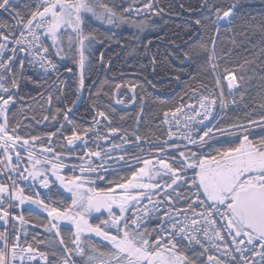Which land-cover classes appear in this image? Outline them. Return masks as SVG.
<instances>
[{
    "label": "trees",
    "instance_id": "trees-1",
    "mask_svg": "<svg viewBox=\"0 0 264 264\" xmlns=\"http://www.w3.org/2000/svg\"><path fill=\"white\" fill-rule=\"evenodd\" d=\"M100 2L118 19L134 26L111 29L89 18L83 22L84 34L94 37L99 46L97 52L87 58L82 83L75 66L62 63L59 77L46 78L27 69L26 65L22 70L18 61L11 74H7V83L11 88L12 84L18 86V95L2 125L4 133L13 138L18 136L21 143L47 156L72 159L75 170L53 171L72 180L86 177V173H81L83 166L78 163L92 160L94 149L86 151L80 146L68 151L65 140L86 137L91 122L103 115L110 131L124 138L129 148L136 149L125 153L129 164L138 162L140 166L146 161L159 171L175 173L157 178L152 193L137 205L159 199L180 212L191 213L192 198L187 184L201 159L210 161L253 150L264 152V0ZM149 2L155 8L151 17L134 19L124 15L125 9ZM6 3H9L7 7ZM35 9L36 3L32 0H0V33L14 34ZM230 11L233 17L229 25L221 24L220 18ZM230 74L238 88L233 95L228 93L225 83V77ZM217 87L225 103L213 130L244 131L233 136L234 140L228 136L212 139L194 149L161 148L168 144L162 126L163 115L181 105L190 108L196 104L193 94L201 90L214 91L219 107ZM144 147L148 149H142ZM159 154L164 158H158ZM0 159L14 175L23 174V163L28 175L33 176V165L37 163L4 150H0ZM46 168L45 172L52 170ZM133 173L132 168H121L108 174L105 181L100 180V175L91 176L88 181L93 192L108 193ZM8 175L12 176L10 172ZM31 176L24 175L22 179L32 182L35 178ZM50 179L52 185L48 194L19 179L14 186L20 187L22 198L29 203L40 202L54 212L70 210V197L53 181L52 175ZM0 180V184L7 182L2 175ZM1 199L0 211L9 214L11 205L12 218L9 227V219L0 215V264L4 261L8 237L13 246L44 253L47 264H88L89 257L114 255L113 248L87 236L76 246V233L70 226L54 230L53 224L58 222H52L49 216L33 211L31 206L23 208L7 198ZM127 219L130 220V213ZM157 226L158 220L154 219L143 228L128 229L134 234L143 233L152 244L158 241ZM176 252L193 264H227L202 245L182 242Z\"/></svg>",
    "mask_w": 264,
    "mask_h": 264
},
{
    "label": "built area",
    "instance_id": "built-area-1",
    "mask_svg": "<svg viewBox=\"0 0 264 264\" xmlns=\"http://www.w3.org/2000/svg\"><path fill=\"white\" fill-rule=\"evenodd\" d=\"M32 1L36 3L32 16L18 27L14 36L2 35L0 38V145L2 150L9 154L26 156L37 162L53 166L55 164L53 161L57 159L29 148L21 143L18 136L13 138L6 135L4 130L2 132L6 116L16 103L15 96L11 94V89L7 84V74L16 63L18 56L23 53L27 69L42 77L56 78L62 72V66L50 56L45 39L50 19L44 14V8L54 0ZM8 5L9 3L6 7ZM154 13L155 8L152 2L141 7H130L124 11L125 16L134 19L151 17ZM234 82L232 75L225 77L227 91L230 95L237 90ZM215 90L219 93L221 100L219 107H217L214 91L201 90L193 94L196 99L193 110L181 105L163 115L162 126L168 144L162 148L194 149L208 140L225 138L244 131L235 129L216 132L213 130L221 118L222 107L225 103L222 101L220 88L217 87ZM212 117L213 120L209 123ZM97 151L98 147H96ZM115 153V151H107L92 162H84L80 165H93L103 159V167L94 171L99 173L103 180L108 173H112L118 165L124 163L123 158H114ZM229 157L199 161L193 178L187 184V190L192 198L193 211L191 213L180 212L159 199H152L133 211L131 217L133 225L141 228L157 219V236L161 247L174 251L178 250V244L183 242L189 245H202L214 257L227 264H264V236L247 229L234 218L230 208L232 204L230 197L220 202H209L200 183L199 171L202 167ZM6 178L10 181V178ZM36 185L44 192L50 189L49 181L47 183L41 181ZM9 210L10 227L11 205ZM4 264H47V258L44 253L13 246L8 237Z\"/></svg>",
    "mask_w": 264,
    "mask_h": 264
},
{
    "label": "rangeland",
    "instance_id": "rangeland-1",
    "mask_svg": "<svg viewBox=\"0 0 264 264\" xmlns=\"http://www.w3.org/2000/svg\"><path fill=\"white\" fill-rule=\"evenodd\" d=\"M62 1H64L66 4H64ZM86 1H88V6L90 8L86 9L88 12H90L89 14L91 17L94 14L93 16L95 17L97 24L106 26V24L111 22V17L114 15L111 11L103 6L100 0H61V2L64 4V7H61V10L56 14L55 25L53 26L51 32V35L56 40L60 37H64L66 40L65 43H67L68 40L69 43L77 47L80 40L83 38L82 36L85 35L83 30L80 31L79 34L78 29H80L81 19L84 17V12L81 5L82 2ZM225 15H227V13ZM220 23L227 24L221 21ZM230 75L233 77V74ZM210 136L213 137L212 135H209V137ZM124 148L126 147L121 145V147H119L117 150H113L116 152L114 158H123L127 163L128 159L125 158L127 156L125 153L120 152L121 150H124ZM2 149L3 148L0 145V150L2 151ZM101 152L102 149L99 152H94L92 160L103 156L100 154ZM157 156L160 159L164 158V156L161 154ZM55 159H57V161H53L55 166H51L52 170L48 172H45L47 171L46 167L36 164L33 178L37 180L40 179L41 181L47 183L48 180H50V175H52V178L57 180L59 187L63 190L65 195L72 199L73 205L71 210L64 212H54L47 209L40 202H33L32 204L28 205L33 207V209L43 213L44 215L49 216L52 222L55 220L56 222L60 223L59 225H66L73 228L76 233V240L74 242L76 246L79 245L83 236H87L106 243L113 242L112 247L114 255L122 257H143L147 261L153 258V262H155L154 264H193L186 256H181L177 254L176 251H173L169 248L161 247L158 241L151 244L148 239L146 240L143 233L134 234L129 231L125 225L122 226L126 216V211L128 210L130 204L128 200H120L119 194H97L92 191V187L88 181L91 176L100 175L94 171L103 167V159L100 160L99 163L97 162L96 164L83 167V172L86 173V177L81 176L72 180L68 179L67 177H62L61 175L53 174L54 170L61 171L59 169L67 170L68 168H72L75 170V166H72V164H75L72 163V159H64L58 156H56ZM92 160L89 162H92ZM223 161L224 163L222 164L221 162H216L215 164L206 165L201 169L200 173H202V176L200 180L202 185L204 186L205 190H210L208 201L220 202L231 197L230 195L233 194L234 188L241 182L243 186H245L247 183H252L255 185L264 184V174L258 173L260 172L258 171V167L261 164H264V152L245 153L235 159H227ZM80 164L81 163H78V165ZM148 167H145V169L142 170L144 171L143 175L138 174L142 177L137 178L136 176L132 178L137 184H145L144 186H141V188L139 186L140 189H145V187H148L147 192H145V196L149 194V191L153 187V183L159 179H157L159 174L157 166L151 165L150 168ZM12 169L15 170L16 166H14ZM10 170L11 169L8 168L4 160L0 159V175L10 178V181L6 178L7 182L5 184H0V193H2L0 194V198H7L12 204L18 203L20 206H26L29 202L22 198L19 189L20 187L16 188L14 186V182L16 179L24 182L22 179L24 178V175L31 176L32 174L29 173L28 175V171L25 170L23 171L22 175H14ZM163 170H161V175L164 177L175 175L173 170ZM9 172L12 176H17V178L12 176L10 177L8 175ZM163 172H165V174ZM11 178H13L14 181L11 180ZM39 190L42 191L41 189ZM3 195H5V197ZM137 195L134 194V196ZM0 201L3 203L2 199ZM0 215H3L9 219V214L5 211H0ZM97 218L104 222L105 226L91 225L90 220ZM53 229L56 230V227Z\"/></svg>",
    "mask_w": 264,
    "mask_h": 264
},
{
    "label": "crops",
    "instance_id": "crops-1",
    "mask_svg": "<svg viewBox=\"0 0 264 264\" xmlns=\"http://www.w3.org/2000/svg\"><path fill=\"white\" fill-rule=\"evenodd\" d=\"M64 2V1H62ZM61 2V0H54L49 5H47L44 8V14L50 19V26L48 30L46 31L45 39H46V47L48 48L49 52L51 53L53 59L56 60L60 64H66L69 67L75 66L77 69V75L82 83V77L84 70L87 66V58L91 54H95L98 50V42L97 40L90 36V35H84L83 38L80 40L79 44L76 46H73L69 41L67 40V43L64 37H60L59 39H55L52 35V28L55 25L56 20V14L61 10V7H64V4ZM82 9L84 12V17L81 19V25L80 29H78V33L82 31V24L83 22L89 18L94 23L95 17L92 15L90 16V12L87 11L86 8L90 9L88 6V1L82 2ZM114 15V14H113ZM134 26V24H130L122 19H118L115 15L111 17V22L109 24H106L105 27L116 29V28H123L126 26ZM80 34V33H79ZM246 153H256L253 151H247ZM258 173L264 174V164H261L258 167ZM202 176V173H200V178ZM244 176V175H242ZM252 185V183L245 184V187ZM244 188L242 182L238 184L234 190L233 194L230 196H234L236 191ZM103 242V241H100ZM104 244L108 245L109 247L113 248V242H104ZM88 264H154L153 258L150 260H146L143 257H122L118 255H108V256H92L89 257L87 260ZM4 264V261L2 262ZM63 264H70L68 262H64ZM158 264V263H156Z\"/></svg>",
    "mask_w": 264,
    "mask_h": 264
},
{
    "label": "flooded vegetation",
    "instance_id": "flooded-vegetation-1",
    "mask_svg": "<svg viewBox=\"0 0 264 264\" xmlns=\"http://www.w3.org/2000/svg\"><path fill=\"white\" fill-rule=\"evenodd\" d=\"M104 120H105V118H104L103 115L96 116L94 121L91 122V130L89 131V133L87 134L86 137L72 138V139H75L76 141H75L74 144L70 145V147L72 148L71 151H75V149H77L80 146H83V148L87 151V150H90L91 147H93V149L98 147L101 150L102 147H105L106 149L111 148V147L112 148H119V147H121V145L126 147V148H124V151H126V152L127 151L136 150L135 148H129L130 144L128 142L124 141V138L119 137V136H117L115 134V132L110 131V126L109 125L106 126V124H104ZM67 140H69V139H67ZM107 142H109V144L105 145ZM65 145H66V143H65ZM66 147H67V145H66ZM49 148H51V146ZM67 149H68V147H67ZM142 149H146L147 150L148 148L144 147ZM36 164H39V165L44 166V167H47L45 164H43L41 162H38ZM139 164H140V162H139ZM151 165L152 164L150 162H146L145 161L140 166H138L137 164L136 165L135 164H132V165L128 164V165L124 166V168H132V172H134L132 174V176L127 181H125V179H123V184L116 185L115 187L110 189V191L108 193L105 194V195H107V194H110V195L111 194L112 195L119 194L120 195V200L123 201V200L127 199L128 202L130 203L129 204V208L126 211L125 219H124V221L122 223V226L125 225L127 227V229L128 228H132V229L136 228L133 225L132 220H131L133 211L137 207H139L141 205V204L137 205V204H139L140 200L145 199L148 195H150L152 193L151 190H150L149 194L147 196H145V192H147L148 187H145V189L144 188L140 189L141 186H144L145 184H142V185L141 184H137L136 181L134 179H132V178H134L136 176H137V178L142 177V176H139V175H143L144 174V171H142V170H144L145 167H148V166H149L148 168H150ZM21 167L23 168L22 171L27 170L24 167L23 164L21 165ZM34 168H35V166H34ZM33 173H34V171H33ZM160 176H161V171H159V174H158L157 178H160ZM32 177H34V176H32ZM53 181L56 182V184L58 185L57 180L53 179ZM24 183H25V185L26 184L27 185H33L32 182L28 181V180L24 181ZM51 185H52V181H50V187H51ZM252 185H255V184H252ZM139 186H140V188H139ZM0 194H2V193H0ZM97 194H99V193H97ZM134 194L135 195L139 194V195L134 196ZM27 202H29V201H27ZM28 204H32V203H27L26 206L22 205V207L23 208H28L29 207ZM72 205H73V201L71 199V207H72ZM33 211H35V210L33 209ZM129 213H130V220L127 219V215ZM102 217H105V216H102ZM90 223L93 226H105V223L102 222L99 218L91 219ZM59 224H60L59 222L53 224L52 228H55V227L57 228V227H60V226H64V225H59ZM98 241H100V240H98Z\"/></svg>",
    "mask_w": 264,
    "mask_h": 264
},
{
    "label": "water",
    "instance_id": "water-1",
    "mask_svg": "<svg viewBox=\"0 0 264 264\" xmlns=\"http://www.w3.org/2000/svg\"><path fill=\"white\" fill-rule=\"evenodd\" d=\"M20 59L21 69H24L25 55L21 53L18 56L16 63L11 68L10 74L15 69ZM101 74L102 66L100 69L99 78ZM11 94H14V96L17 98L18 86L12 84ZM212 119L213 118L210 119V122ZM75 141V139L65 140L69 151L72 150L70 145L74 144ZM108 144L109 142H107L105 145ZM230 208L234 218L237 219L243 226H245L249 230H252L253 232L264 235V184L251 185L247 188L239 190Z\"/></svg>",
    "mask_w": 264,
    "mask_h": 264
},
{
    "label": "bare ground",
    "instance_id": "bare-ground-1",
    "mask_svg": "<svg viewBox=\"0 0 264 264\" xmlns=\"http://www.w3.org/2000/svg\"><path fill=\"white\" fill-rule=\"evenodd\" d=\"M231 17H233V12L232 11L230 13H228L227 15L223 16L220 21L223 22V23H227V24H223V25H229V23H230L229 21H230ZM214 95H216V94H214ZM219 98H220V96H219ZM191 107H193V106H191Z\"/></svg>",
    "mask_w": 264,
    "mask_h": 264
}]
</instances>
